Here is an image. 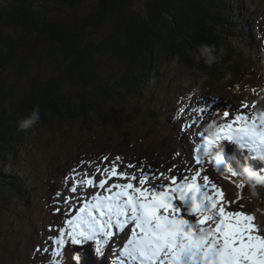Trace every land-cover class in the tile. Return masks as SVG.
<instances>
[{
  "label": "trees",
  "instance_id": "trees-1",
  "mask_svg": "<svg viewBox=\"0 0 264 264\" xmlns=\"http://www.w3.org/2000/svg\"><path fill=\"white\" fill-rule=\"evenodd\" d=\"M85 1H0V75L16 63V80L27 77V85L18 94L10 86H0V216L6 220L4 236L19 219H32L30 186L35 176L25 141L29 133L51 121L64 127L79 123L87 129L92 126V131H111L119 124L108 110L132 106L130 99L141 98V89H148L150 82L159 85V69L167 58L186 66L194 83L209 91L220 86L235 92L264 76V19L255 18L247 1L242 5V0H92L94 5L83 11ZM62 7L70 10L68 22L53 11ZM110 21L114 23L111 32L96 39L98 30ZM254 21L258 22L257 37ZM201 44L222 47L219 62L211 66L203 60L196 62L193 53ZM106 52L124 65L115 81L100 71L98 58ZM48 62L56 64V74L44 72ZM65 85L81 90L73 97L64 90ZM35 107L40 109V120L21 130L18 122ZM145 110L153 118L169 113L162 122L167 129L180 117L174 105L170 109L163 104L147 105ZM252 201L264 213V198L256 195ZM24 207H29L27 212ZM94 254L87 257L82 253L71 264H94Z\"/></svg>",
  "mask_w": 264,
  "mask_h": 264
},
{
  "label": "rangeland",
  "instance_id": "rangeland-1",
  "mask_svg": "<svg viewBox=\"0 0 264 264\" xmlns=\"http://www.w3.org/2000/svg\"><path fill=\"white\" fill-rule=\"evenodd\" d=\"M211 1L207 0L209 3H212ZM244 1H247V4L250 5L248 7L252 8L250 11L252 10V14L256 18H264V0H242V5ZM90 5H94V2L86 0L83 11L88 10ZM53 11L64 22L70 21L71 16L68 8L62 7V9H54ZM113 26V21L102 26L95 35L96 39H102L106 36L111 32ZM254 36L256 37L257 35L255 34ZM98 61L103 76L111 81L117 80L124 71V65L117 62L107 52L100 55ZM162 62L159 69L162 71V79L159 85L156 86V84L150 82L148 89L145 87L141 89L139 95L141 98L130 99L132 106L123 107L122 109H117V111H112V108L108 110V114L111 115L115 124H119L118 127L111 129V131L100 132L98 126L96 129L99 130L95 131L94 129L92 131V126L87 129L86 124L79 123L64 127L63 125H58L55 121H51L48 125H42L34 134L31 133L30 135L29 133L30 139L27 138L25 141L26 148L30 149L29 159L31 160L35 176V180L30 186L32 191L30 193L31 203L29 207L33 205L32 219H19L10 232H7V235L4 236L5 233H2V231L6 220L0 216V264H70L74 253L80 250V248L74 247L70 241L66 242V245L61 249V255L58 258L51 256L50 253L45 254L43 251H36V249L38 247L40 249L56 247L49 238H56L58 229L65 227L64 221L69 218V216L65 215V211L70 205H65L63 200L69 196L67 194L72 196L82 195L80 189H78L77 193L71 194L68 190L71 187V181L66 186V177L72 175L73 169H77L81 175L84 173L91 175L94 172L93 170L90 172L89 169L101 163L105 164H101V168L110 166L111 161L119 156L120 160L117 162L119 164L118 171L136 172L137 178L140 176L138 170L141 168H150L156 174L164 172L165 175H175L176 172H180L182 175L190 176L192 172L175 169L169 173L168 168L176 163H182L188 156H191L194 160L193 149L195 142L191 143L190 139L192 134H197V125H203L204 122L207 124L209 121L207 117L209 116H211L210 121H213L214 116L215 119L217 116L221 117L223 110L231 112L229 119L240 112L246 113L251 118L252 115L264 110V84L259 85L260 87L252 95H247L244 91L238 94L232 93L220 86H217L216 88L218 89L213 90L212 93H205L207 91L203 92V87H197L194 83L192 73L186 66L177 63L172 58L163 59ZM15 67L16 63L7 67L0 75V86H10L18 94L27 85V77L23 80H16ZM43 70L47 75L56 74V64L48 62V64L43 66ZM33 72L34 69L31 70L30 76ZM257 83L254 82L253 85H257ZM162 84L164 85L163 87ZM64 90L75 97L81 88L65 85ZM154 104H163L169 109L174 105L180 111L181 109L186 111H183L182 120L167 129L162 127V122L166 120L167 116H170L169 113L164 114L161 118H153L145 110L147 105L152 106ZM243 104H247L248 107L242 108ZM253 104H255V107H253ZM197 108L205 109L203 112L204 119L193 124V120L196 119L193 113ZM185 125H190V127H185ZM204 134L208 135L205 131ZM168 152H171L170 156ZM173 154L176 157L171 159ZM104 157H107V160H104ZM165 159L166 161H164ZM82 160L85 163L82 164ZM208 160L209 157L205 159L206 164L204 163L203 165V172H206V175L212 180L214 179L215 181H213L225 190L228 200H236L238 189L229 180L231 175L226 172L223 174L217 173L214 168L207 165ZM89 161L92 162L91 166L87 163ZM263 163L261 162V165H264ZM127 164L134 165L135 168L126 169ZM178 166L185 167L186 165H175V167ZM159 167L161 169H158ZM195 167L197 166L195 165ZM255 170L262 173L258 168H255ZM98 177L102 178L100 175ZM125 182L127 181L120 183ZM239 191L242 192V199L233 205V208L240 210L242 205L246 212L255 214L260 234L264 235V215L260 214L251 202L243 198V194L250 192L249 186L245 185ZM260 191L261 187L257 186L256 192ZM87 192L91 194L88 189ZM57 193L62 195L57 196ZM74 202L75 200L71 203ZM28 208L24 207L23 211L27 212ZM57 208L60 209L59 212L55 211ZM34 225L36 229L32 231ZM117 235L115 234L109 240L110 242L114 239L113 245L115 246L117 243L115 237ZM119 236L121 237V242H126L128 236ZM83 248H86L85 253L87 252L88 254V250L91 248L95 249V244L94 242H88L84 244ZM114 249L113 247V251ZM108 251L110 252L107 244H105L102 249V255L96 253V258L94 257L93 259L95 264L103 262L106 264L109 257ZM97 257L99 258L97 259ZM101 257L107 258L106 261ZM110 257L112 259H109L108 262L116 264L117 257L114 254Z\"/></svg>",
  "mask_w": 264,
  "mask_h": 264
},
{
  "label": "snow or ice",
  "instance_id": "snow-or-ice-1",
  "mask_svg": "<svg viewBox=\"0 0 264 264\" xmlns=\"http://www.w3.org/2000/svg\"><path fill=\"white\" fill-rule=\"evenodd\" d=\"M246 107L247 104L242 105V108ZM204 111V108L194 110L193 124L203 121ZM223 118L227 122L213 121L208 125L215 127L211 135L199 133L200 142L196 143L194 154L195 165L199 167L186 169L192 172L191 176L180 172L156 174L150 168H141L137 178L136 172L118 171L119 156L102 170L97 164L92 176L81 175L73 169L72 175L66 177V186L71 181L68 190L77 193L80 189L82 195L64 198L63 203L70 205L65 211L69 218L64 221L65 227L58 229V236L49 238L56 247H38L36 251L58 258L68 241L74 246L94 242L96 253L102 255L110 238L130 228V234L119 250L118 264H264V235L260 234L256 215L246 212L242 205L240 210L233 208L242 199L239 190L245 184H235L237 199L228 200L225 190L208 175H203L199 182L204 171V158L211 156L221 141L235 140L241 149L255 154L252 159L257 153L264 155V111L251 118L237 114L231 119L229 111H224ZM103 159L107 160V157ZM234 160V154L216 155L215 170L219 174L226 172L239 176L232 163ZM81 163L85 162L82 160ZM87 163L91 166L92 162ZM127 168L135 166L129 164ZM174 170L175 166L168 171ZM95 175L102 178L97 181ZM113 177L127 182L109 184ZM137 179L138 183H134ZM89 187L100 191L89 194ZM73 200L76 203H71Z\"/></svg>",
  "mask_w": 264,
  "mask_h": 264
},
{
  "label": "clouds",
  "instance_id": "clouds-1",
  "mask_svg": "<svg viewBox=\"0 0 264 264\" xmlns=\"http://www.w3.org/2000/svg\"><path fill=\"white\" fill-rule=\"evenodd\" d=\"M224 54V49L221 47L217 49L214 45L201 44L198 45L193 53V58L196 62L203 60V62L211 66L219 62L221 56ZM206 78V77H205ZM40 120V109L35 107L31 110L30 114L24 119L18 122V127L21 130H28L32 128ZM205 131L211 135L214 133L212 127H206ZM256 158L264 160V155L259 153L256 154ZM239 176L242 179V182L249 186L250 192L253 196L257 195L256 187L264 186V175L258 173L250 165H239L237 167Z\"/></svg>",
  "mask_w": 264,
  "mask_h": 264
},
{
  "label": "bare ground",
  "instance_id": "bare-ground-1",
  "mask_svg": "<svg viewBox=\"0 0 264 264\" xmlns=\"http://www.w3.org/2000/svg\"><path fill=\"white\" fill-rule=\"evenodd\" d=\"M255 18H256V16H255ZM254 30H255V27H254ZM148 96V95H147ZM233 112V111H232ZM233 117V116H232ZM216 120L217 121H221V122H225L226 120L224 119V118H220V116H217L216 117ZM206 132V131H205ZM207 133V132H206ZM208 134V133H207ZM199 139V137H198V135L197 134H192V136H191V139H190V142L191 143H194V142H196L197 140ZM223 143H225V146H226V148H229L228 147V145H227V141H223ZM224 145V144H223ZM220 148H222V145H219L216 149H214L213 150V152H215V153H217V154H220V153H218L219 151H222V150H224V149H220ZM169 153V156L171 155V152H168ZM164 157V156H163ZM176 157V155L175 154H173V156H171V159H174ZM164 158H166V159H169V158H167V157H164ZM166 159L164 160V161H166ZM251 161H252V159H251ZM260 161H261V159H258V158H255V161H253V166H255V167H258L259 166V164H260ZM177 162V161H176ZM161 163V162H160ZM102 165H105V164H103V163H101ZM101 164H99V166L101 167ZM176 164H183V165H186L185 167H181V166H178V167H175V169H181L180 171H186V169H188L190 166H195V161L192 159V157L191 156H188L187 157V159L185 160V161H183L182 163H176ZM176 164H174L173 166H175ZM206 164V163H205ZM128 165V164H127ZM173 166L172 167H169L168 169H173ZM197 166V165H196ZM97 167V166H96ZM96 167H93L92 169H89L90 170V172H92V170H93V172L94 173H91V175H89V176H92L93 174H95L96 173ZM156 167V166H155ZM155 167H153V168H155ZM197 167H199V166H197ZM103 168H101V170H102ZM158 169H161V167H159ZM88 170V169H87ZM159 173H164V172H158V174ZM187 174V173H186ZM190 174H192V173H190ZM203 175H206V172H202V176ZM97 176L98 175H95V179H97ZM202 176H201V178L199 179V182H201L202 181ZM100 179V178H99ZM212 180V179H211ZM214 180V179H213ZM212 180V181H213ZM121 182L122 181H126V180H120ZM120 181H117V179L114 177L113 178V180H109V183H112V182H120ZM215 181V180H214ZM159 181H157V183H158ZM134 183H138V179H137V181H134ZM166 183H168V182H166ZM88 191H90V193L91 194H93V193H95L96 191H100L98 188H92V187H89L88 188ZM72 194V193H71ZM67 195H69V196H72V195H70V194H67ZM74 203H76V201L74 202ZM118 235H121V236H124L125 237V235H122L121 233H117ZM109 245H110V243H109Z\"/></svg>",
  "mask_w": 264,
  "mask_h": 264
}]
</instances>
